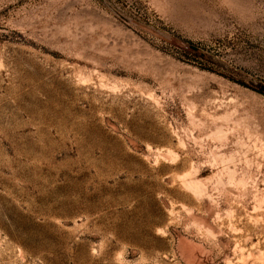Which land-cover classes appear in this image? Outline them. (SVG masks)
<instances>
[{
  "label": "rangeland",
  "instance_id": "obj_1",
  "mask_svg": "<svg viewBox=\"0 0 264 264\" xmlns=\"http://www.w3.org/2000/svg\"><path fill=\"white\" fill-rule=\"evenodd\" d=\"M263 86L264 0H0V264H264Z\"/></svg>",
  "mask_w": 264,
  "mask_h": 264
},
{
  "label": "bare ground",
  "instance_id": "obj_2",
  "mask_svg": "<svg viewBox=\"0 0 264 264\" xmlns=\"http://www.w3.org/2000/svg\"><path fill=\"white\" fill-rule=\"evenodd\" d=\"M186 184H188L187 182H186ZM194 186V185H193ZM196 187V186H195ZM199 188V187H198Z\"/></svg>",
  "mask_w": 264,
  "mask_h": 264
},
{
  "label": "water",
  "instance_id": "obj_3",
  "mask_svg": "<svg viewBox=\"0 0 264 264\" xmlns=\"http://www.w3.org/2000/svg\"><path fill=\"white\" fill-rule=\"evenodd\" d=\"M262 89L264 90V86L262 87Z\"/></svg>",
  "mask_w": 264,
  "mask_h": 264
}]
</instances>
